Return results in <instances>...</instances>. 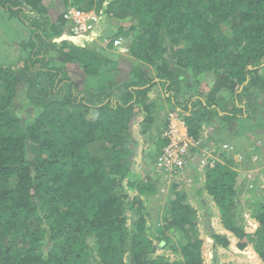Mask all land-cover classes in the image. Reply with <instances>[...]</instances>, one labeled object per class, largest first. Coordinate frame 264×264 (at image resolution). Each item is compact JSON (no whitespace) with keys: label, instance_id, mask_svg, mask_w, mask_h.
Masks as SVG:
<instances>
[{"label":"trees","instance_id":"trees-1","mask_svg":"<svg viewBox=\"0 0 264 264\" xmlns=\"http://www.w3.org/2000/svg\"><path fill=\"white\" fill-rule=\"evenodd\" d=\"M68 5L114 19L105 46L120 37L126 67L68 35ZM6 26L15 33L0 30V264H204L217 248L248 246L264 264V194H248L244 212L227 152L196 179L216 211L207 238L179 177L158 225L149 212L164 182L155 162L165 104L194 138L242 118L263 126L264 0H0ZM156 84L163 97L150 95ZM214 133L204 142L214 146ZM140 165L154 173L140 176Z\"/></svg>","mask_w":264,"mask_h":264},{"label":"rangeland","instance_id":"rangeland-1","mask_svg":"<svg viewBox=\"0 0 264 264\" xmlns=\"http://www.w3.org/2000/svg\"><path fill=\"white\" fill-rule=\"evenodd\" d=\"M51 0H44L45 4H49ZM53 3V2H51ZM130 21H126L124 25H128ZM12 28V29H11ZM116 25L114 24V19L110 16L104 19L102 22H97L95 25V28L89 32L88 34L84 35L83 37L92 39L96 41L95 44V49L97 51H100L102 53H106L109 55L111 58L118 59L120 62H124L126 60L125 54H123V47L120 43L118 47H115V49H107L105 46L106 40H108L110 37H112L113 32L115 31ZM127 27H125L126 29ZM0 30L4 31L3 34H6L7 38H10V35L15 33V28L12 26H6V29L4 27H1ZM82 42V41H81ZM18 51H21L19 44L17 43L14 47L10 49L9 56L11 58H15L16 54ZM122 55V56H121ZM128 60L124 62V66L126 67V64H128ZM22 62H19V65H21ZM264 74V68L261 70V75ZM107 78H110V74H107ZM201 81V86L204 85H209L212 78L209 73L206 72H201L197 76ZM150 95L153 96H162V89L159 84H156L153 86L151 89ZM258 100H263L264 102V97H262V94L257 96ZM171 106L169 104H165V107L162 108L159 111V116L167 115L166 112L170 111ZM177 113V112H176ZM263 121V120H262ZM249 124L252 125L247 127L246 133L241 132L243 130L244 126L243 124ZM231 124L232 126H221L216 125L218 128L215 129L217 130L215 135H217L218 142L214 144V146H219L223 142H228L234 144L236 147V152L232 155V158L236 161L237 165L235 166L236 171L238 172V180H239V188H240V195H242V198L239 197L240 199V204L244 210L248 214L249 209L247 208L248 206V200L249 196L248 194L252 195H257L259 194H264V126H257L258 122H255L254 117L252 118H242L236 121H233ZM240 125V126H239ZM254 127H261L262 129L259 131V134L257 136H251L249 133L254 131ZM235 128V131L238 130V133H232L233 129ZM221 129V130H219ZM262 134L260 135V133ZM143 137H146L149 139L146 135H138L137 139L138 142L142 140ZM257 137L262 138V142H259V144L256 142ZM148 140L145 139V145L147 146ZM143 144V145H144ZM252 144H256L258 146L257 148H253ZM259 150V151H258ZM136 148L133 150L131 157H135L136 155ZM235 155H240L241 158L237 159V156ZM140 157V155L137 154V159ZM132 163V160H130ZM148 163V158L144 156L143 161H138L136 162L137 164H141L144 166L146 163ZM136 163H132L135 167L138 166ZM139 166L136 172L140 176H142V173H150L149 171L151 169L146 168L145 170L141 171V167ZM135 167V168H136ZM152 171V170H151ZM135 171H132V173L136 174ZM153 172V171H152ZM203 170L197 166L193 168H188L187 171V176L189 178V181L182 180L184 184L182 185L183 189L188 193V199L190 203L197 209V214H198V229L200 233V237L203 239L208 237V226L209 225H216V219H215V208L213 206V203H211V199L207 194H203L202 196L196 195V189L199 187L200 183H192V178L195 175L198 177H201V174H203ZM154 173V172H153ZM199 179V178H198ZM164 181L163 183H160L159 187V192L156 194L154 199H151V207L150 209V214H151V220L154 222V224L158 225L159 222L156 218L161 217V213L163 211L164 206L166 205V199H167V189L169 185L173 182V178H167L166 176H163L161 174V181ZM201 182V181H200ZM249 190V191H248ZM247 194V195H246ZM246 195V196H245ZM251 195V196H252ZM199 196V197H198ZM245 196V197H243ZM198 200L204 201V204L206 203H211L207 204V208L203 207L200 208V202ZM198 204V205H197ZM245 212V213H246ZM212 214L214 217H212ZM249 215V214H248ZM246 215V216H248ZM210 221V222H209ZM246 229V227H245ZM234 254V255H233ZM230 258V259H229ZM214 261V263H212ZM204 264H262L260 260L258 259L257 255L254 253V249L252 246H248L243 250L241 253H233L231 249L228 248H217L216 251L213 254V260L210 261L208 257L205 258Z\"/></svg>","mask_w":264,"mask_h":264},{"label":"built area","instance_id":"built-area-1","mask_svg":"<svg viewBox=\"0 0 264 264\" xmlns=\"http://www.w3.org/2000/svg\"><path fill=\"white\" fill-rule=\"evenodd\" d=\"M62 17L69 23V31L72 35L80 36L91 32L100 16L94 10H82L69 5L62 11ZM112 45L118 47L121 38L116 37L112 40ZM175 109H171L166 117L167 122L161 137L165 144L158 155L155 167L167 178H181L189 181L187 176L188 168L195 166L201 168L212 167L217 161L221 160L220 152L234 154L236 146L232 143L223 142L219 146L207 145L205 137L194 138L189 135L187 125L179 116ZM203 132V131H202ZM237 159H240V155Z\"/></svg>","mask_w":264,"mask_h":264},{"label":"crops","instance_id":"crops-1","mask_svg":"<svg viewBox=\"0 0 264 264\" xmlns=\"http://www.w3.org/2000/svg\"><path fill=\"white\" fill-rule=\"evenodd\" d=\"M54 1L55 2H57L58 0H51L50 1V3L51 2H53L54 3ZM202 87H206V85H204V86H202ZM254 120H256L255 118H254ZM263 121H262V123H263V126H264V118L262 119ZM249 124V122H247V124H245L244 126H246V125H248ZM250 125V124H249ZM251 126V125H250ZM262 126V125H261ZM263 126H262V128H263ZM249 127V126H248ZM247 127H244L243 128V130H241V132H244L245 131V133H246V129ZM255 128V130L254 131H252V132H250L249 134L251 135V136H257L258 134H259V131L262 129L261 127H254ZM238 130H240L239 128H238ZM235 131V128L233 129V132L232 133H238L239 131ZM259 130V131H258ZM213 133L214 132H210L209 133V127L208 126H205L204 127V130H203V132H202V134H203V137H205L206 138V136L207 135H213ZM215 134V133H214ZM262 134V132L260 133V135ZM217 135H215V137H216ZM213 140H209L208 142H205L207 145H212L213 144ZM258 144H259V142H262V138L261 137H257V141H256ZM252 147L253 148H258V146L256 145V144H252ZM200 179V177H198V176H196L195 177V175L193 176V178H192V183H194V182H196V179ZM201 178H202V174H201ZM204 194V193H203ZM198 205V204H197ZM230 259V258H229Z\"/></svg>","mask_w":264,"mask_h":264},{"label":"clouds","instance_id":"clouds-1","mask_svg":"<svg viewBox=\"0 0 264 264\" xmlns=\"http://www.w3.org/2000/svg\"><path fill=\"white\" fill-rule=\"evenodd\" d=\"M69 6V5H68ZM67 7V6H66ZM65 7V8H66ZM63 10H64V8H63ZM62 10V11H63ZM62 11H61V14H62ZM67 22V21H66ZM69 23L67 22V31H68V35L70 36V37H79V36H75V35H72L71 33H70V31H69ZM88 34V33H87ZM86 35V34H85ZM80 36H84V35H80Z\"/></svg>","mask_w":264,"mask_h":264},{"label":"bare ground","instance_id":"bare-ground-1","mask_svg":"<svg viewBox=\"0 0 264 264\" xmlns=\"http://www.w3.org/2000/svg\"><path fill=\"white\" fill-rule=\"evenodd\" d=\"M168 112H169V111H168ZM168 112H167V113H168Z\"/></svg>","mask_w":264,"mask_h":264}]
</instances>
